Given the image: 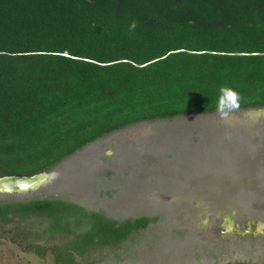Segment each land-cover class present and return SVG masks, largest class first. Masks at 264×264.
<instances>
[{
  "label": "trees",
  "instance_id": "1",
  "mask_svg": "<svg viewBox=\"0 0 264 264\" xmlns=\"http://www.w3.org/2000/svg\"><path fill=\"white\" fill-rule=\"evenodd\" d=\"M221 86L240 110L264 107V0H0V177L138 122L214 113ZM152 221L0 201V239L53 264H88Z\"/></svg>",
  "mask_w": 264,
  "mask_h": 264
},
{
  "label": "rangeland",
  "instance_id": "2",
  "mask_svg": "<svg viewBox=\"0 0 264 264\" xmlns=\"http://www.w3.org/2000/svg\"><path fill=\"white\" fill-rule=\"evenodd\" d=\"M241 109L138 122L57 164L34 189L0 201L59 199L124 221H153L88 264H264V119ZM227 137V138H226ZM229 219L251 235L221 236ZM0 264H53L0 239Z\"/></svg>",
  "mask_w": 264,
  "mask_h": 264
},
{
  "label": "clouds",
  "instance_id": "3",
  "mask_svg": "<svg viewBox=\"0 0 264 264\" xmlns=\"http://www.w3.org/2000/svg\"><path fill=\"white\" fill-rule=\"evenodd\" d=\"M137 27L136 21H132L129 25V30L134 31ZM240 94L228 86H221L216 105V115L225 124H232L236 122L234 113L240 111ZM247 119L251 123H256L264 119V107L250 109L246 113ZM227 138V137H226Z\"/></svg>",
  "mask_w": 264,
  "mask_h": 264
},
{
  "label": "water",
  "instance_id": "4",
  "mask_svg": "<svg viewBox=\"0 0 264 264\" xmlns=\"http://www.w3.org/2000/svg\"><path fill=\"white\" fill-rule=\"evenodd\" d=\"M51 177L50 173H40L32 176H4L0 177V192L11 193V192H22L30 189H34L37 186L43 184ZM226 222L232 228L234 224L227 219ZM258 229L261 230L263 225L258 223ZM238 231V230H237ZM238 232H242L239 230Z\"/></svg>",
  "mask_w": 264,
  "mask_h": 264
},
{
  "label": "flooded vegetation",
  "instance_id": "5",
  "mask_svg": "<svg viewBox=\"0 0 264 264\" xmlns=\"http://www.w3.org/2000/svg\"><path fill=\"white\" fill-rule=\"evenodd\" d=\"M239 230H241L242 232H238ZM253 230V233H257L258 232V227L255 228H250V227H246V228H240L237 225H234V227H230L229 224L226 222L225 220V225H221L218 228V234L221 236H244V235H251V231ZM228 264H248V263H243V262H232V263H228Z\"/></svg>",
  "mask_w": 264,
  "mask_h": 264
}]
</instances>
